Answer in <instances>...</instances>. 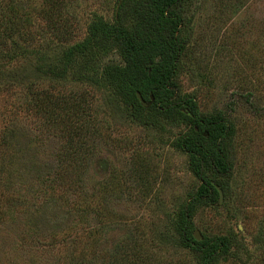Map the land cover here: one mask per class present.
I'll return each instance as SVG.
<instances>
[{
	"label": "rangeland",
	"instance_id": "obj_1",
	"mask_svg": "<svg viewBox=\"0 0 264 264\" xmlns=\"http://www.w3.org/2000/svg\"><path fill=\"white\" fill-rule=\"evenodd\" d=\"M120 1H63L54 18L64 19L68 31L59 37L43 18L45 0H11L27 21L30 37L22 45L55 59L85 38L94 18L113 23ZM184 13L178 91L193 97L202 115L221 111L235 128L229 143L235 163L231 192L223 193L221 204L196 209L194 231L202 239H230V255L218 264H264V251L253 242L264 221V114L251 113L244 97L251 93L264 107V0H189ZM102 63L121 60L112 50ZM40 80L38 92H85L99 110L96 124L103 138L93 142L84 166L69 164L65 143L47 128L46 116L25 108L28 100L20 88L0 86V166L16 153L24 155L20 164L25 161L14 192L0 189V264L63 263L78 258L82 249L87 264H99L121 246L134 257L131 264H197L175 230L180 209L200 184L187 155L173 146L189 126L169 125L147 111L137 116L123 111L120 119L106 109L103 89L52 87ZM7 136L10 148L4 144ZM206 177L216 185L226 180L211 171ZM15 198L19 204L10 207Z\"/></svg>",
	"mask_w": 264,
	"mask_h": 264
},
{
	"label": "trees",
	"instance_id": "obj_2",
	"mask_svg": "<svg viewBox=\"0 0 264 264\" xmlns=\"http://www.w3.org/2000/svg\"><path fill=\"white\" fill-rule=\"evenodd\" d=\"M63 1L45 0L46 18L42 16L48 22V29L59 37L68 31L64 19L54 18L60 15ZM188 1L121 0L113 23L94 18L87 26L85 38L65 48L55 59L22 45L30 37L25 26L27 21L21 15L23 8L16 7L11 0H0V86L20 88L28 100L25 108L36 116H46L47 128L56 130L65 143L66 160L78 166H84L93 154V142L103 138L102 129L96 124L99 120L95 114L99 110L85 92L71 91L59 96L35 91L40 79L52 87L79 84L96 91L103 89L106 109L110 106L120 114V119L123 111L134 116L147 111L159 115L169 125H188L189 131L175 139L173 146L187 155L189 169L200 184L180 209L175 230L180 244L194 256L197 264H218L222 257L230 255V239L203 236L202 241H196L193 217L200 205L218 202V192L206 177L208 171L226 179L218 183L224 197L231 192L228 179L235 172V163L229 143L235 128L221 111L210 115L199 113L194 98L182 96L175 83L184 54L182 27ZM112 50L118 53L121 63L104 65L103 57ZM22 61H28V65L14 66ZM137 92L149 103L147 109L137 99ZM244 97L251 113L264 114V107L252 101L251 93ZM106 124L109 130L111 123ZM4 144L8 148L12 146L8 136ZM16 154L0 166L2 190L13 188L14 192V185L21 182L25 161L22 164L19 161L24 155ZM10 203V207L19 204L16 198L10 199ZM253 242L264 251V221L259 224ZM128 252L121 246L99 264H131L130 259L134 257ZM86 254L82 249L78 258L55 264H87Z\"/></svg>",
	"mask_w": 264,
	"mask_h": 264
},
{
	"label": "water",
	"instance_id": "obj_3",
	"mask_svg": "<svg viewBox=\"0 0 264 264\" xmlns=\"http://www.w3.org/2000/svg\"><path fill=\"white\" fill-rule=\"evenodd\" d=\"M136 96H137V99L139 100V102L141 103V105H142L144 108H147V107L149 106V103H146V102L143 100L142 96H141L138 92L136 93ZM130 108H132V107L130 106ZM211 184L215 187L216 191L218 192V203L221 204L222 201H223V192H222L221 188H220L218 185H216V184L213 183V182H212ZM193 237H194V239H195L196 241H202V237L200 236V234H199L198 231H194V232H193Z\"/></svg>",
	"mask_w": 264,
	"mask_h": 264
}]
</instances>
